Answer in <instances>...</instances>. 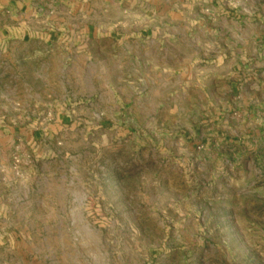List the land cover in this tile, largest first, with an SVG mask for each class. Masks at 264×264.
<instances>
[{
	"label": "rangeland",
	"instance_id": "obj_1",
	"mask_svg": "<svg viewBox=\"0 0 264 264\" xmlns=\"http://www.w3.org/2000/svg\"><path fill=\"white\" fill-rule=\"evenodd\" d=\"M0 49V264H264V0H0Z\"/></svg>",
	"mask_w": 264,
	"mask_h": 264
},
{
	"label": "crops",
	"instance_id": "obj_2",
	"mask_svg": "<svg viewBox=\"0 0 264 264\" xmlns=\"http://www.w3.org/2000/svg\"><path fill=\"white\" fill-rule=\"evenodd\" d=\"M15 48V47H14ZM36 52L46 51V49L55 52L71 51L72 47H34ZM1 50V49H0ZM91 50L95 47H80L79 51L82 52V63L80 62V69L83 73L91 72L96 67V64L91 59ZM1 52V51H0ZM53 64L49 59L40 64L39 68L32 72L30 82L25 84L24 88L16 86L13 89L15 93H22L23 96L17 95L15 98L27 100H53L57 97H62L66 91L65 89V66L62 62H55ZM80 91L87 92L88 86L85 85L80 88Z\"/></svg>",
	"mask_w": 264,
	"mask_h": 264
}]
</instances>
